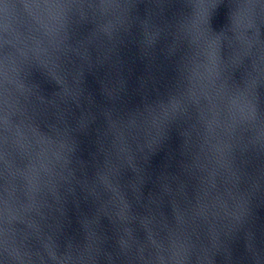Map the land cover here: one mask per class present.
Instances as JSON below:
<instances>
[{
	"label": "clouds",
	"instance_id": "obj_1",
	"mask_svg": "<svg viewBox=\"0 0 264 264\" xmlns=\"http://www.w3.org/2000/svg\"><path fill=\"white\" fill-rule=\"evenodd\" d=\"M222 2L0 0V264H264V0Z\"/></svg>",
	"mask_w": 264,
	"mask_h": 264
},
{
	"label": "water",
	"instance_id": "obj_2",
	"mask_svg": "<svg viewBox=\"0 0 264 264\" xmlns=\"http://www.w3.org/2000/svg\"><path fill=\"white\" fill-rule=\"evenodd\" d=\"M228 12L229 9L227 7L226 0L225 2L220 3L217 9L213 10L210 17V23L215 30L219 31L221 28H223L226 25V23L228 22ZM137 44L138 41L136 43L126 44V46L122 48V54L124 55L125 59L129 61L130 67L132 68V76L129 81L130 89L137 87L138 79L143 75L145 70L144 61L139 59L138 57ZM133 59L135 60L134 64L131 63ZM237 77H239V73H237ZM85 83L86 86L89 88V90L93 92L94 96L97 99H100L98 92L99 85L96 83L95 78L91 74H86ZM261 91L264 92V85L261 86ZM133 102H135L134 99ZM136 102L138 103V96ZM132 106L135 105L133 104ZM166 143H171V145L174 148L178 149L181 143V138L179 136V133L173 130L170 141H167ZM164 155H165L164 150H159L157 151L156 154H154L150 158V166L152 170H157V171L160 170L164 162ZM147 194L148 191L147 189H145L144 195L147 196ZM169 216L171 217V212H169ZM250 226L257 235L258 243L264 242V208H257L255 207V204L253 205V216L250 220ZM243 249H244L243 234L238 233L237 241L235 245V251L237 253H242Z\"/></svg>",
	"mask_w": 264,
	"mask_h": 264
}]
</instances>
